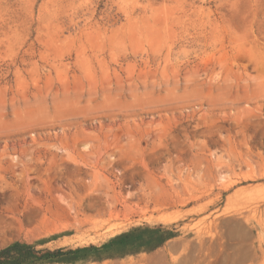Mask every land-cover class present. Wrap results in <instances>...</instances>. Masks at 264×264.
I'll list each match as a JSON object with an SVG mask.
<instances>
[{
	"label": "rangeland",
	"instance_id": "1",
	"mask_svg": "<svg viewBox=\"0 0 264 264\" xmlns=\"http://www.w3.org/2000/svg\"><path fill=\"white\" fill-rule=\"evenodd\" d=\"M13 242L73 253L58 264H264V0H0Z\"/></svg>",
	"mask_w": 264,
	"mask_h": 264
},
{
	"label": "trees",
	"instance_id": "2",
	"mask_svg": "<svg viewBox=\"0 0 264 264\" xmlns=\"http://www.w3.org/2000/svg\"><path fill=\"white\" fill-rule=\"evenodd\" d=\"M128 233H123L122 236ZM72 254L62 248L37 250L32 244L13 242L0 249V264H58L63 263Z\"/></svg>",
	"mask_w": 264,
	"mask_h": 264
}]
</instances>
